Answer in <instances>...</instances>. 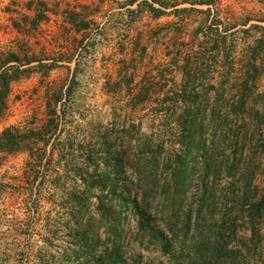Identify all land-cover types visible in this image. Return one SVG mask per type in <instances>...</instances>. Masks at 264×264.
Here are the masks:
<instances>
[{"label": "rangeland", "instance_id": "1", "mask_svg": "<svg viewBox=\"0 0 264 264\" xmlns=\"http://www.w3.org/2000/svg\"><path fill=\"white\" fill-rule=\"evenodd\" d=\"M263 28L264 0H0V264H264Z\"/></svg>", "mask_w": 264, "mask_h": 264}, {"label": "trees", "instance_id": "2", "mask_svg": "<svg viewBox=\"0 0 264 264\" xmlns=\"http://www.w3.org/2000/svg\"><path fill=\"white\" fill-rule=\"evenodd\" d=\"M153 1L157 2V0H153ZM144 3L149 7V9L152 12L161 13L160 10L152 7L148 2H144ZM10 63H19L18 58L13 57L12 60L7 62V65ZM1 69H0V115H2L3 109L5 108V99L8 96V94L10 93L11 83L13 81H15L16 76H14V73H16L17 71L20 70L18 67L14 68L13 66L10 69L9 68L8 69L6 68L5 70H1ZM242 103H243L242 101L239 103L240 107H243ZM13 130H14V128L6 129L0 135V151L1 152L16 151L17 146L20 145V142H17V138L12 134ZM179 169L180 168L177 167L176 168L177 171L175 170L176 171V172H174L175 175H173L175 177V179H176V177L178 178V180H175V183H176L175 188L176 189H177V186H180V189H181L183 187V183H184V181L181 182L179 180V177H183V172L179 173V171H181V169L180 170ZM250 211H251V213H249L248 217H250V222H251L250 233H251V240H253L254 238L257 237V232L261 231V225H260L261 223L260 222L264 219V197H262V199H260V200L256 199L255 201L253 198V200L251 202V206H250ZM257 219H259V220L257 221ZM258 224L260 225V229H259V226L257 228ZM239 252H241V251L238 249V246H230V254H237Z\"/></svg>", "mask_w": 264, "mask_h": 264}]
</instances>
